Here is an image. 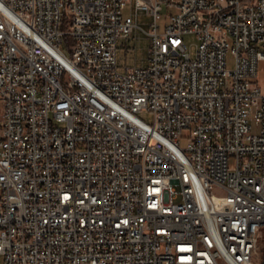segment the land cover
I'll return each mask as SVG.
<instances>
[{
	"label": "built area",
	"instance_id": "1",
	"mask_svg": "<svg viewBox=\"0 0 264 264\" xmlns=\"http://www.w3.org/2000/svg\"><path fill=\"white\" fill-rule=\"evenodd\" d=\"M129 5L0 0L4 264H263L264 0Z\"/></svg>",
	"mask_w": 264,
	"mask_h": 264
},
{
	"label": "rangeland",
	"instance_id": "2",
	"mask_svg": "<svg viewBox=\"0 0 264 264\" xmlns=\"http://www.w3.org/2000/svg\"><path fill=\"white\" fill-rule=\"evenodd\" d=\"M130 6L126 10V15L130 12ZM167 19L163 17L160 21V33L165 31V23ZM153 18L145 13H140L139 15V24L146 31L151 30V24ZM184 42L191 48V54L195 56V46L197 44V37L194 35H186L183 37ZM149 47L150 39L141 32H135L132 37L127 40H121L119 42L118 50V63L120 71H125L126 67H141L148 64L149 57ZM234 66V60L231 57L229 59V67ZM258 80L261 85H264V62L260 63L259 66V75ZM140 117L148 123H152L154 120V115L152 113L143 112L140 114ZM186 140L182 141V146H185ZM0 264H4V259L0 256Z\"/></svg>",
	"mask_w": 264,
	"mask_h": 264
},
{
	"label": "crops",
	"instance_id": "3",
	"mask_svg": "<svg viewBox=\"0 0 264 264\" xmlns=\"http://www.w3.org/2000/svg\"><path fill=\"white\" fill-rule=\"evenodd\" d=\"M131 1V5H129L131 8H130V12L128 13H131L133 11V7H134V3H135V0H130Z\"/></svg>",
	"mask_w": 264,
	"mask_h": 264
},
{
	"label": "water",
	"instance_id": "4",
	"mask_svg": "<svg viewBox=\"0 0 264 264\" xmlns=\"http://www.w3.org/2000/svg\"><path fill=\"white\" fill-rule=\"evenodd\" d=\"M264 264V263H263Z\"/></svg>",
	"mask_w": 264,
	"mask_h": 264
}]
</instances>
